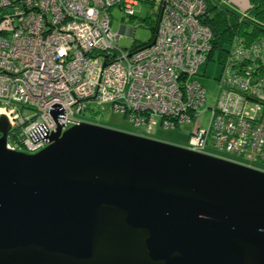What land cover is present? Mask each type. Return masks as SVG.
Here are the masks:
<instances>
[{"label":"water","instance_id":"1","mask_svg":"<svg viewBox=\"0 0 264 264\" xmlns=\"http://www.w3.org/2000/svg\"><path fill=\"white\" fill-rule=\"evenodd\" d=\"M0 114V264H264V170L81 122L35 153Z\"/></svg>","mask_w":264,"mask_h":264},{"label":"built area","instance_id":"2","mask_svg":"<svg viewBox=\"0 0 264 264\" xmlns=\"http://www.w3.org/2000/svg\"><path fill=\"white\" fill-rule=\"evenodd\" d=\"M140 1L0 0V114L11 125L8 149L35 153L58 129L100 124L101 104L129 116L136 134L148 137L205 110L200 69L215 60L212 30L202 22L206 1L159 0L153 37L126 52L111 10L132 17ZM220 63L210 123L198 125L186 147L264 170V43L230 44Z\"/></svg>","mask_w":264,"mask_h":264},{"label":"rangeland","instance_id":"3","mask_svg":"<svg viewBox=\"0 0 264 264\" xmlns=\"http://www.w3.org/2000/svg\"><path fill=\"white\" fill-rule=\"evenodd\" d=\"M159 0L140 1L134 7V16H125L119 7L111 10L112 22L111 28L121 33L120 40L117 44L128 52L134 45H140L148 42L154 35V26L158 10ZM223 7H227L239 15H243L246 11L232 0H226L222 3ZM246 6V5H245ZM248 7V6H247ZM247 9V8H246ZM124 26L133 28L131 33L122 32ZM222 72V64L217 60H211L208 64H203L200 69L199 80L206 89L205 110L191 121L178 123L171 128L159 127L153 138L167 141L170 143L186 146L189 141L190 134L198 125L205 128L209 125L212 111L208 107H213L219 92V84L217 78ZM99 123L104 126L112 127L119 130L137 133L140 129L136 127L129 116L124 113L116 112L110 108L109 104H101ZM157 119H159L157 117ZM264 169V166H263Z\"/></svg>","mask_w":264,"mask_h":264},{"label":"trees","instance_id":"4","mask_svg":"<svg viewBox=\"0 0 264 264\" xmlns=\"http://www.w3.org/2000/svg\"><path fill=\"white\" fill-rule=\"evenodd\" d=\"M207 10L202 17V22L212 30L213 48L211 55L215 60L221 62V58L230 49V44H237L242 41L247 43H264V0H248L249 5L243 15L223 7L226 0H205ZM161 6H158L155 26L156 31L160 17ZM144 44V43H143ZM140 45H134L137 48Z\"/></svg>","mask_w":264,"mask_h":264},{"label":"crops","instance_id":"5","mask_svg":"<svg viewBox=\"0 0 264 264\" xmlns=\"http://www.w3.org/2000/svg\"><path fill=\"white\" fill-rule=\"evenodd\" d=\"M232 1L245 10H246L247 6L249 5L248 0H232Z\"/></svg>","mask_w":264,"mask_h":264},{"label":"flooded vegetation","instance_id":"6","mask_svg":"<svg viewBox=\"0 0 264 264\" xmlns=\"http://www.w3.org/2000/svg\"><path fill=\"white\" fill-rule=\"evenodd\" d=\"M1 135V134H0Z\"/></svg>","mask_w":264,"mask_h":264}]
</instances>
